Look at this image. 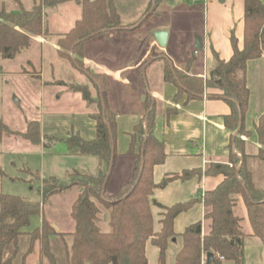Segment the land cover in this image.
I'll use <instances>...</instances> for the list:
<instances>
[{
	"label": "trees",
	"instance_id": "trees-1",
	"mask_svg": "<svg viewBox=\"0 0 264 264\" xmlns=\"http://www.w3.org/2000/svg\"><path fill=\"white\" fill-rule=\"evenodd\" d=\"M70 1L81 5L83 16L69 33L59 39L58 47L60 56L69 59L75 66L79 67V63H82V47L87 40L99 34H120L126 30L113 0H40V4H34L31 10L0 15V56L4 60L13 61L30 48L34 36H49L45 9ZM164 1L167 0H151L152 11ZM245 3L243 48H239L238 40L232 35V58L222 61L215 55L214 65L206 79L191 75L188 68L185 71L178 70L166 57L160 59L165 64L164 81L173 83L178 88L177 99L186 94L187 100H193L203 97L209 91V98L226 101L230 114L225 117V125L232 131L239 130L232 137L230 147L241 154V157L232 154L229 164H210L207 167V175H219L223 178L203 198L207 231L203 232L202 222L189 226L182 235V247L174 264H204V261L206 264L209 253L214 254L211 264H224L223 261L244 264L247 230L246 219L239 214L241 202L247 210L252 233L264 244V187L257 186L250 166L252 159L264 163V114L255 125L259 144L256 156L245 152L250 132L244 126L250 101L248 62L264 56V0H246ZM89 78L100 93L98 99L91 96L86 86L71 84L67 87L71 92L81 95L87 104L88 115L96 122V138L92 141L84 140L74 131L64 140L48 138L42 135L41 124L36 120L27 121L23 131L12 130L0 119V141L16 137L33 146L45 145V141H48L45 147L63 141L69 151L96 157L107 166V170L98 175L74 171L66 182L55 177L41 179V202L0 193V264H14L20 253L21 238L25 236L31 239V243L24 259L34 253L38 245L41 257L49 264H59L52 246L53 239H59L63 243L56 250L65 257L66 264H148V243L159 249L160 264H166L169 245L177 238L174 221L196 203L190 201L166 207L152 200L157 188L154 183V168L165 161L167 151L165 143L155 136L158 111L156 102L147 92L145 115L134 128L129 150L125 155L133 159L131 176L115 191H109V181L118 159V115L109 107L104 82L95 77ZM141 84L146 90L143 77ZM167 112L169 118L176 110L169 109ZM112 161L113 167L109 174ZM200 172L193 170L174 174L166 177L163 184L187 180L200 175ZM37 176L40 179V175ZM73 188L77 195L70 208L74 231L58 232L46 215V207L51 198L65 195ZM152 207L163 211L161 230L157 233L154 231ZM34 217L42 218V223L40 227L30 231ZM68 237H72L71 245L68 244Z\"/></svg>",
	"mask_w": 264,
	"mask_h": 264
},
{
	"label": "crops",
	"instance_id": "crops-1",
	"mask_svg": "<svg viewBox=\"0 0 264 264\" xmlns=\"http://www.w3.org/2000/svg\"><path fill=\"white\" fill-rule=\"evenodd\" d=\"M140 1L138 14L133 18L123 20L116 0H113L123 26L139 22L149 10L151 0ZM186 1L193 5L180 4V6L178 5L180 0L164 1L152 16L144 17L143 24L138 29L123 31L120 34H99L83 44L82 62L92 73L105 76L108 104L110 109L118 115L116 133L118 159L108 185V189H112L111 192L131 176L133 159L125 155L129 150L131 134L145 115L144 103L147 91L141 90L138 83L130 81V77L144 63L152 49L163 51L164 57L170 59L174 67L181 69L177 66L174 55L179 49L178 55L181 54L179 65L188 63L189 60L190 74L206 79L214 65L215 55L222 61H229L232 58L234 53L231 42L232 35L238 40L240 49L244 46L246 0ZM34 4L35 0H0V6L8 13L31 10ZM45 15L49 36H34L30 48L23 51L18 57H31V60L26 58L25 63L39 64L43 73L45 57L52 53L50 56L54 60L51 64L53 82L45 81L44 84L45 86L62 87L61 89L67 96L66 104L75 105L81 111L63 112L62 122L59 120L60 115L45 117L46 119L40 123L42 135L64 140L68 137L67 131L71 125L84 140L92 141L96 138V122L90 117L82 115L85 110H88L86 102L80 94L71 92L67 87V85L75 83L88 85L89 75L80 73L72 61L62 58L58 47L59 39L69 33L82 19V7L78 2L70 1L57 7L45 9ZM158 31L168 32L166 48H161L156 41L154 33ZM197 37L202 42V50L195 48ZM163 63L159 59L144 68L149 94L156 102L158 111L155 121V136L165 143L167 151L165 161L154 168V183L157 188L154 190L152 200L166 207L196 201L188 211L180 214L174 221L177 238L169 245L171 256L173 254L174 259H169L171 257L169 255L166 263L174 264L175 257L182 247V235L185 230L195 223L202 222L203 232L207 231L203 198L207 192L213 191L223 180L219 175H207L205 173L207 167L210 164H229L232 154L238 157H241V154L230 147L232 137L236 136L238 132L230 130L225 125V117L230 114V107L226 101L209 98L207 94L209 91L197 99L187 100L186 94L177 99V86L165 82L163 79L164 67L163 70L161 66L159 67V64ZM58 66L65 67L69 74L73 73L75 76H72L73 78L70 80L61 76ZM149 73L150 75H148ZM38 77L42 79L41 75ZM247 85L250 89V101L244 126L250 132V136L246 140L245 152L248 155L256 156L259 152V144L255 125L264 114V56L248 62ZM93 96L94 99H98L100 96L96 88L93 89ZM169 109H175L176 112L168 118L167 111ZM77 113L78 115H76ZM45 143L49 142L45 141ZM45 145L41 146L46 153L63 158L57 164L60 168L58 169L62 170L67 179L74 171L81 174L98 175L107 170L106 164L98 158L82 156L77 151H69L63 141L53 143L49 147H45ZM250 166L254 180L258 173L264 184V163L252 159ZM193 170L201 171L200 175H195L187 180H174L166 185L163 184L164 179L168 176ZM49 177L55 176L50 175ZM43 178L47 177L43 175ZM52 199L48 203V208L52 205ZM47 211L48 219L56 231L65 233L74 231L75 226L70 216V210L64 214L65 218H61L52 208ZM242 211L247 213L243 202H241L239 214L243 215ZM162 213L160 208L152 207L156 233L161 230ZM40 220L42 223V218ZM247 226L249 228L245 244L249 240H251L249 241L251 244L245 246L244 264H264V259H262L264 244L252 233L249 223ZM67 239H70L68 244L71 245L72 237ZM57 240L53 239L52 243H56ZM36 251V254L34 252L22 259V262L26 264L32 255H37L36 264H44L45 259H42L39 247ZM159 253L157 247L148 243L146 248L148 264H160ZM223 263L233 264L226 261Z\"/></svg>",
	"mask_w": 264,
	"mask_h": 264
},
{
	"label": "rangeland",
	"instance_id": "rangeland-1",
	"mask_svg": "<svg viewBox=\"0 0 264 264\" xmlns=\"http://www.w3.org/2000/svg\"><path fill=\"white\" fill-rule=\"evenodd\" d=\"M116 3L118 4V8L122 14L123 20L135 17L138 14L141 5L140 0H116ZM35 4L39 5L40 0H37ZM180 4H184L185 6L193 5L192 3L187 2L186 0H180V2H178V5ZM155 12L156 10L152 11L150 5L149 10L146 12L144 17H148L150 14L153 15ZM7 13L8 12L2 6H0V15L4 16ZM144 17L140 19V21L137 23L128 26H123L126 28L125 31L135 30L141 27L144 21ZM178 51L179 49L176 51L175 54L173 53L176 56V64H178L177 66L181 68L178 70L185 71L190 64L189 60L188 63L179 65V56L181 57V54L178 55ZM51 54L52 53H50V55ZM50 55L45 57V67L43 73L40 70L39 64L25 63L27 57H18L16 60L9 61L4 60L0 56V119H2V121L12 130L23 131L26 128L27 121L36 120L41 123L42 120L46 119L45 117L50 115H60L59 120L62 122L63 117L61 116H63V112L81 111L75 105L66 104L65 98L67 96L66 93H64V91L61 89L62 87L53 85L45 86V81L53 82L51 64H53L52 62L54 60L53 57ZM164 56L165 55L163 51L159 49H152L149 56L144 60V63L138 68V70L133 72V75L130 77V81L138 83L141 90H144V87L141 84V80L143 77L142 71L149 63L155 62L163 58ZM29 59L31 60V57L27 58V60ZM160 66L163 70L165 64H159V67ZM21 67L22 71L20 70ZM75 67L78 69V71H80V73L95 77L100 82L103 81L105 87L107 86V80L105 76L92 73L84 65L83 62L79 63V67ZM58 69L60 70V75L65 76V78L67 79L69 78L68 80L73 78L72 76H75L73 73L69 74L65 67L58 66ZM40 75L42 76V79L38 77ZM148 75H150V73ZM89 76L88 85L83 86H86L89 89L91 96L94 97L93 89H95V86L90 80ZM146 91L147 93H150L147 89ZM84 112L85 113L82 115L90 117L88 115V110H85ZM76 115H78V113ZM70 117L72 116L70 115ZM71 131L77 132L70 125L67 133H70ZM61 160H63V158H61L60 156L57 157L46 153V151L43 149V146H33L21 138L12 137L0 141V193L21 197L28 201L41 202L43 197L39 193V187L40 180L42 179L43 175H45L46 177H49L50 175L55 176L62 182L68 181L66 175L63 174L62 170H59L60 168L58 167L57 163ZM37 174L40 175V179H38ZM260 178L261 177L259 176V174L256 173L255 182L257 186L264 187V184L260 180ZM31 185L33 186V189H31ZM111 190L112 189L109 188L110 192ZM76 196L77 195L75 188L67 191L65 195L55 196L51 201L52 205L50 208L54 209V211H56L61 218H65L64 214L68 210H70L72 203L76 199ZM50 208H48V206L46 207L47 217V210L50 211ZM242 212L243 216L246 219L245 228L248 233L249 226H247V213H245L244 211ZM40 226V217H34L29 230L33 231L35 228ZM67 241L70 243V239H67ZM249 241H247V244H245V246L251 244ZM30 243L31 239L29 237L25 236L21 238L20 253L16 258V262L14 264H24L22 262V259H24V254L29 248ZM52 246L57 254L59 264H66L65 257L61 253H59L58 250H56L57 248H61L63 246L61 241L58 239L56 243H52ZM37 247L38 245L36 246V249ZM34 252L35 254L37 253L36 250ZM169 255L171 256L170 250H168V257ZM36 256L32 255L28 259L26 264H36ZM169 259H174L173 254L171 257H169ZM204 259L206 258L204 257ZM262 259H264V257H262ZM46 263L47 261L44 260V264Z\"/></svg>",
	"mask_w": 264,
	"mask_h": 264
},
{
	"label": "water",
	"instance_id": "water-1",
	"mask_svg": "<svg viewBox=\"0 0 264 264\" xmlns=\"http://www.w3.org/2000/svg\"><path fill=\"white\" fill-rule=\"evenodd\" d=\"M154 36L156 38V41H157L158 45L161 48H166L167 42H168V32H166V31H158V32L154 33ZM195 48L197 50H202V48H203L202 42H201L199 37H197V39H196ZM143 77H144L143 79H144L145 84H146V89L149 91L148 83L146 82V72H145V70L143 71ZM237 132H239V130ZM112 167H113V161L111 163L109 174H110V172L112 170ZM104 190H105V187H104ZM174 242H175V240H174ZM213 260H214V254L209 253L207 255L206 264H211L213 262Z\"/></svg>",
	"mask_w": 264,
	"mask_h": 264
},
{
	"label": "built area",
	"instance_id": "built-area-1",
	"mask_svg": "<svg viewBox=\"0 0 264 264\" xmlns=\"http://www.w3.org/2000/svg\"><path fill=\"white\" fill-rule=\"evenodd\" d=\"M191 2H196V0H190Z\"/></svg>",
	"mask_w": 264,
	"mask_h": 264
}]
</instances>
